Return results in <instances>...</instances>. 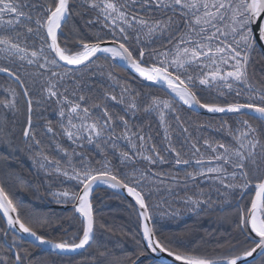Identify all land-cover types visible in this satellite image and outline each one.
Returning a JSON list of instances; mask_svg holds the SVG:
<instances>
[{"label": "snow or ice", "instance_id": "obj_1", "mask_svg": "<svg viewBox=\"0 0 264 264\" xmlns=\"http://www.w3.org/2000/svg\"><path fill=\"white\" fill-rule=\"evenodd\" d=\"M74 12L88 32L68 27ZM0 61V73L19 89L9 88L11 99L0 100V108L27 117L23 146L7 122L0 123V140L10 149L0 167V219L7 225L2 234H12L6 248L0 244V264H56L34 256L25 243L50 250L49 257L85 246L99 250L91 197L100 184L126 191L135 202L137 259L147 252L160 264H264V0H0ZM117 62L132 70L139 88L112 71ZM45 104L56 105L55 125L33 123L34 111ZM196 109L232 114L235 119L216 125L231 140L195 135L213 126L182 114ZM138 113L149 131L130 124ZM153 117L163 128L161 145L151 135ZM22 152L45 174L54 201L73 205L68 227L78 223L75 232L61 223L53 231L63 234L53 238L50 217L10 197L9 180L22 178L7 159ZM165 164L170 171L158 167ZM198 178L208 182V191ZM162 191L197 216L214 211L221 196L229 202L238 196L233 232L211 255L194 237L164 236L154 226L161 205L152 203Z\"/></svg>", "mask_w": 264, "mask_h": 264}, {"label": "trees", "instance_id": "obj_2", "mask_svg": "<svg viewBox=\"0 0 264 264\" xmlns=\"http://www.w3.org/2000/svg\"><path fill=\"white\" fill-rule=\"evenodd\" d=\"M40 0H31V3H39ZM92 14H89L91 16ZM89 17H85L87 19ZM76 25L82 31L88 32L89 30L84 28V20L73 13L72 19L69 21L68 27ZM2 62V61H0ZM259 69V64L256 65ZM31 71V69H30ZM114 73L119 76L125 77L137 88L140 87L138 82L134 79L130 73L121 66L119 62L115 68L112 69ZM99 77H92L94 82L98 81ZM13 88L19 91L18 86L9 78L6 74L0 73V100L11 99L8 93V89ZM157 91L160 96H164L165 93L157 88L153 89ZM119 89H117V92ZM147 91V89H143ZM21 109L26 106L23 103V98L20 101ZM186 117H191L193 120L200 122L212 121L213 126L206 128L202 133H195V135H202L206 138L220 140L222 142H229L231 137L226 132L220 131L216 125L221 120L235 119L232 115L221 116H208L201 114L197 111L186 110L182 113ZM26 112H14L8 108H0V123L7 122V128L11 132V137L16 144L22 145L21 128L26 122ZM49 120L55 125L57 120L56 105L45 104L39 109L34 111L33 123L38 125H45ZM252 123H258L252 121ZM130 124L140 125L144 131H149L147 118L143 113H138L136 117L130 118ZM151 135L158 145L162 144L163 140V128L158 124V118L153 117L151 123ZM176 137L174 136V142ZM203 141L201 140V144ZM123 145L124 142L121 141ZM179 146V145H178ZM9 148L5 140H0V167H4L5 158L9 152ZM201 151H204L202 148ZM90 155L94 160L98 159L94 152L89 150ZM113 164H118V160L113 157H109ZM7 164L10 165L14 172L15 177L22 179H10L7 191L10 197L16 203H23L25 208L30 211H34L35 215L41 217H50L52 220V228L49 229L53 238H59L62 235V230L53 231L58 229L62 223L65 228H68L69 234L75 232L79 224L77 223L73 227L69 228L71 221L69 217L73 214V209H57L51 208V204H58L49 195L48 182L45 174L35 168L28 159L27 154L20 153L17 157L8 158ZM164 171H170L171 169L167 164L158 166ZM189 171L192 169L189 168ZM199 186L208 191V182L199 179ZM53 191L57 190L55 186ZM196 191V187L189 185L188 194H192ZM180 195L183 196L184 192L180 190ZM213 199H217L216 193L213 192ZM219 203L214 211L200 216L189 212L184 205L175 196H169L166 192L154 194L152 197L153 204H160V208L155 209L154 226L164 235L168 237L179 236L185 234L190 237H194L202 247V250L211 255L217 248V241H222L233 232V226L230 223L231 218L235 216L237 204L240 203V198L226 200L223 196L220 198ZM247 199V197H245ZM92 204L94 217L96 219V241L100 245L99 250L96 245L92 248L86 247L82 252L71 255H62L61 257H49V251H42L41 249H31L29 243H25L24 247L30 248L34 256L44 259H56V264H108L109 261L115 258L121 260H127L131 257L132 260H136V264H160L159 261L140 256L139 259L135 255V243L132 239V234L140 232L141 229L138 224L136 212L131 205L134 203L128 199L125 195L117 191L116 189L109 188L107 185L97 187L92 193ZM163 201V202H162ZM69 204V203H68ZM168 209H177L179 215L175 218H170L162 213ZM78 215V214H76ZM0 216H2L0 214ZM104 225V227H100ZM7 225L4 219H0V244L6 248L11 243L12 234L9 232L7 235L2 234L6 231ZM106 246V247H105ZM100 251H105L106 256H100ZM147 254V252H146ZM142 257V258H141Z\"/></svg>", "mask_w": 264, "mask_h": 264}, {"label": "water", "instance_id": "obj_3", "mask_svg": "<svg viewBox=\"0 0 264 264\" xmlns=\"http://www.w3.org/2000/svg\"><path fill=\"white\" fill-rule=\"evenodd\" d=\"M125 68V67H124ZM129 73H130V75L131 76H133V77H135V74L132 72V70L131 69H128V68H125ZM195 111H197V112H199V113H201V114H204V115H208V116H221V115H225V114H222V113H217V114H211V113H207L206 112V110H203V109H196ZM227 115H232V114H227ZM100 186H105V185H103V184H100V185H97V186H94V189L95 188H97V187H100ZM117 191H119L120 193H122L123 195H125L128 199H130L133 203H135L134 202V200L131 198V197H129L128 195H127V193H126V191H124V190H119V189H116ZM50 207L51 208H57V209H64V210H66V209H73V205L70 203V204H51L50 205ZM2 215V214H1ZM4 221L6 222V220L4 219ZM25 240L26 241H30L31 240V238L30 237H27V236H25ZM87 246H85V248H86ZM45 248H47V246H45ZM84 248V249H85ZM84 249H78V250H76V251H74V252H67V253H64L63 255H71V254H77V253H80V252H82ZM48 251H50V250H48ZM255 255V254H254ZM145 257H148V258H152V259H155V260H158V261H161V258L160 257H158L156 254H145L144 255ZM142 258V257H141ZM165 259H167V257H166V255H165V257H164Z\"/></svg>", "mask_w": 264, "mask_h": 264}]
</instances>
